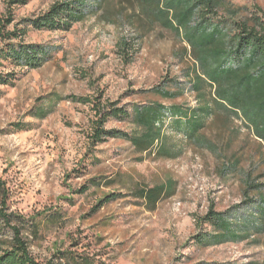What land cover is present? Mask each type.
Returning <instances> with one entry per match:
<instances>
[{
    "label": "rangeland",
    "instance_id": "obj_1",
    "mask_svg": "<svg viewBox=\"0 0 264 264\" xmlns=\"http://www.w3.org/2000/svg\"><path fill=\"white\" fill-rule=\"evenodd\" d=\"M12 1L0 0V22L12 17L4 31L0 26V49L17 41L4 40L6 31L26 27L23 42L48 52L34 69L0 60V72L11 77L0 83V179L9 210L26 219L33 256L44 264L81 257L96 264H264V218L257 210L264 198V143L241 118L215 113L197 140L167 120L163 141L174 156L139 153L122 135L89 144L94 102H112L128 115L148 103L196 104L188 88L194 60L184 54L182 37L141 0H82L84 17L69 30L22 23L68 0ZM228 1L264 10V0ZM162 86L183 92L166 98L154 91ZM104 127L139 132L123 113L108 117ZM246 178L251 188L245 192ZM168 181L175 193L152 210L134 195L137 187ZM109 193L117 199L99 207ZM210 208L231 212L240 224L248 220L251 236L201 244L199 234L212 230L203 219ZM57 211L59 218H49ZM31 221L39 224L37 235ZM9 232L0 227V234Z\"/></svg>",
    "mask_w": 264,
    "mask_h": 264
},
{
    "label": "trees",
    "instance_id": "obj_2",
    "mask_svg": "<svg viewBox=\"0 0 264 264\" xmlns=\"http://www.w3.org/2000/svg\"><path fill=\"white\" fill-rule=\"evenodd\" d=\"M150 5L147 11L164 27L173 30L182 37L187 47L184 54L194 60L190 70L189 90L194 93V106L161 103H148L135 106L128 115L126 110L117 108L112 102L102 104L94 102L97 116L88 136L89 144L95 147L108 137L128 139L139 153L158 156H174L164 143L162 129L166 121L170 128L182 132L187 138L199 139V131L205 127L206 120L215 113L223 112L227 117L241 118L253 134L264 143V10L255 6L247 8L233 6L228 0H141ZM14 3H27V0H13ZM82 0H68L54 3L46 12L34 18H25L22 23H29L35 29L69 30L75 21L84 17ZM12 20L9 16L5 23L0 22L2 31ZM26 27L6 31L4 40L17 39L0 49V60H5L15 67L38 68L47 59L45 48L24 43ZM123 47L128 42L124 41ZM1 63V62H0ZM175 83H178L175 80ZM0 83H11V77L0 72ZM154 91L166 98H174L183 92L165 86ZM73 101L89 102L90 99L69 96ZM123 113L129 116L139 132L122 134L108 130L104 122L108 117H119ZM159 147L154 150V145ZM246 189L251 188L246 178ZM98 185V184H97ZM175 184L168 181L152 187H137L135 197L144 201L152 210L164 197L175 193ZM114 193L104 195L98 206L117 199ZM258 212L264 218V198H261ZM8 189L0 179V227L9 229V236L0 234V264H44L32 254L27 238L24 236L26 219L9 210ZM255 215H258L257 212ZM60 212H54L49 218L57 219ZM203 219L212 230L202 232L197 237L204 245H219L227 242H240L251 236L248 220L244 224L235 222L231 212L216 211L210 208ZM35 235L39 229L38 222L29 224ZM70 260V261H69ZM69 264H96L88 257L69 258ZM45 264H56L48 261ZM61 264V263H60Z\"/></svg>",
    "mask_w": 264,
    "mask_h": 264
}]
</instances>
